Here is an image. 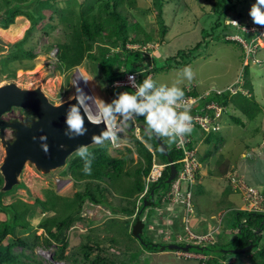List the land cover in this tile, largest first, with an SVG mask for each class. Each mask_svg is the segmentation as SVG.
I'll return each instance as SVG.
<instances>
[{"label": "rangeland", "instance_id": "1", "mask_svg": "<svg viewBox=\"0 0 264 264\" xmlns=\"http://www.w3.org/2000/svg\"><path fill=\"white\" fill-rule=\"evenodd\" d=\"M214 1L163 0L161 17L166 27V33L161 37V26L155 13L154 0H133L132 2L124 0L118 8L123 15L128 16L129 25L137 24L140 27L141 32L137 30L136 32L139 34L135 36L143 38L142 32H144L152 37V40L144 47L130 44L126 47L128 50L140 49L145 57L150 58L152 64L154 62L160 68H157L151 74L153 84H155V88L158 90L159 88H180L184 86L195 87L199 93L213 88L223 90L233 82L235 83V80L244 81L248 74L247 79L251 81L254 87L255 100H257L264 110V61H261L260 64L251 62L252 58L250 56L246 58L242 56L241 51H244V49L241 50L236 43L225 44L223 41H211L206 47H200V55L193 58L187 65L191 66L195 73V77L191 81H188L184 74V67H161V65H165V60H169L173 64L174 58L177 57L179 52L194 47L195 43L203 41V36L209 34L210 24L214 22L212 12ZM254 2L255 0H231L228 3V7H232V9L225 17V24H230V20H238L239 22L238 27L232 26L228 28V33L231 36H237L241 40L249 42L258 34L257 32L246 33L242 30L243 28L260 27L253 25L248 15L250 6ZM2 5L3 3L0 0V6ZM75 8L78 10L77 7ZM35 21H38V19ZM46 21L47 19L44 22L38 23L36 26L37 30L32 32L33 34L30 33L27 42L23 46L25 50H31L36 57L32 61L21 62L19 65H10V68L13 67L15 69L14 81L27 87L43 86L46 93L55 103L69 99L71 90L73 89L72 85L74 84L83 88L87 94L84 87V84H86L91 89L90 91L93 96L103 99L106 103H111L115 98V92L109 89L105 77H101L103 73L99 64L84 60L78 67L62 72L57 68L56 49L52 50L49 54L43 52L53 42L41 30ZM30 28L31 21L25 16L20 15L15 17L14 23L7 29L0 27V47L4 50L3 56L7 55L6 53L11 45L21 42L25 38ZM202 29L206 30V35H202ZM57 35H59V29L52 33V36ZM235 37H229V40ZM259 47L263 48L260 56H264V40L260 41ZM142 59L143 55H131L127 58V65L129 67L132 63L140 61L144 66L147 62ZM258 59L260 60V58ZM244 61L246 64H249V67L242 66ZM139 69L137 65L135 70ZM7 77V75L1 76L0 84L11 82ZM85 80H87V83H85ZM139 80V84L142 83L141 77H139ZM125 91L131 92L128 89ZM140 101V97H137V102ZM91 109L94 115V112L98 111L95 104L92 105ZM135 115L131 117L136 123H145L144 120L141 121L139 116ZM117 123L118 121L116 125ZM217 126L218 130L214 132L216 139L218 138L216 143L213 137H211V143L209 141L205 142L208 135L211 134L210 131H202L199 128H195L189 134L193 140L199 137V142L195 143V149L199 151V154L204 155L202 158L200 157V161L198 162L199 173L197 176L200 177V179L198 178L200 187L199 194L195 195L196 192L195 190L193 191L192 201L194 206L192 208L194 217L195 213L198 216L200 214L203 217L202 219L205 220L201 219L200 221L199 217V224L202 223L204 227L213 223V220L209 219L210 214L215 215L214 221L217 223L214 224V227L219 224L218 222L225 224V226L222 224L221 229L217 231L218 233L214 232L216 234L211 237L214 240L211 246H214V249H225L224 251H226L232 249L233 245L235 246L233 238L236 232H238V229L233 224H229V220L234 223L236 214L254 212L255 210L258 211L264 208V113L254 118L245 130H242L238 125L232 124L229 114L223 115L217 122ZM123 129L122 133L118 134L119 138L117 136V140L114 141V145L117 146L113 147L111 143H104L103 146L112 157H121L120 154H127L126 148H132L131 157L133 161L127 163V169L135 170L139 166L140 158L137 156L134 145H132V138L141 139V135L134 132L130 133L131 129ZM185 133L188 132H184V135ZM163 137L167 138L164 135ZM147 146L149 147V144ZM154 150L158 161L163 162L161 153L155 148ZM2 156L3 152L0 148V163ZM66 169L67 167L62 170ZM179 169L180 166H178ZM62 170L44 178L41 175L35 174L30 168H26L23 180L30 193V197L25 194L27 191H18L14 195L4 196L1 199L2 204L5 206L12 204V209L17 217L20 214L21 208L18 200L32 205L37 199L45 200V191L47 190L53 191L61 197L72 198L76 192L83 190V183L80 185L74 184L72 178L67 174H63ZM56 176L59 178L57 182L54 181ZM121 180L122 182L120 181L118 186L114 184L115 188L113 186L111 190L114 189L116 191H112L113 194L109 197L112 200L111 205L114 209L109 205H90L87 201L84 203L80 215L84 221L75 223L66 232L67 247L64 254L69 260L64 259L56 263L53 261V253L56 250L58 251V248L54 244L50 248L39 245L31 253L28 250H24L23 254L28 256V259L20 257L21 263L14 264H27L34 261H40L41 264H74L70 260L74 258L77 259L76 264H81L83 258L81 245L88 242L85 238L87 232H89L88 239H90L91 245L97 239L100 241L98 242V247L94 245L91 258L97 254H102L111 264H187V261L191 263L194 260H200L199 264H202L203 261L211 259V256L219 259L223 264H235L237 261L252 264L253 260L250 257L253 253H247L248 255L240 253L238 255L234 252H225L221 254L212 248L207 253L209 256L182 251H169L168 249L169 252H149L147 247H143L145 243H149L152 246L178 244L183 247L186 244L192 245L188 242H182V239L189 242L192 240L190 238L187 239L186 225L181 223L180 215H182V211L180 208H177L178 214L169 212L167 210L168 206L159 202L156 197V205L154 207H145L142 211L141 220L144 223L142 237L145 241H149L144 242L142 245L131 234L134 216L127 217L120 213L116 214L118 208L125 205L126 198H123L125 202L123 199L121 202V194H126L129 187L127 178H122ZM102 184L107 185L104 182ZM18 187L24 190L22 184ZM247 187L249 193L246 190ZM250 188H252L251 193ZM12 193L13 191L10 194ZM233 208L235 211H232ZM38 214L39 218L36 220L26 217L17 223L15 222L14 226H12L13 235H11V238L6 243L11 244L14 235L29 240L33 236L40 235L45 237L42 229L37 228V224L46 215L42 214L40 210H38ZM124 220H130L126 226L129 231H126L123 227ZM4 221H6V217L0 211V224ZM261 223L263 222L261 221ZM23 224H26L28 227H21ZM187 227L193 233L199 234V230L191 229V224L187 225ZM210 240L209 242H212ZM261 247H264V230L262 238L258 243V248ZM234 249H236V246L231 251H235ZM191 250L194 249L192 248ZM21 251V248L18 247L14 249L15 253H20ZM41 251L45 252V254L49 253L50 256L40 253Z\"/></svg>", "mask_w": 264, "mask_h": 264}, {"label": "trees", "instance_id": "2", "mask_svg": "<svg viewBox=\"0 0 264 264\" xmlns=\"http://www.w3.org/2000/svg\"><path fill=\"white\" fill-rule=\"evenodd\" d=\"M1 1L3 5L0 6V11L4 8H7L9 11L7 17L2 23H0L1 28L7 29L14 23L15 17L18 15L25 16L29 21H31V28L28 30V33L21 42L11 45L7 55L0 56V77L7 75L10 76L8 79H14L15 69H13V67L10 68V65H19L21 62L32 61L36 57L31 50L27 51L23 48V46L27 42L30 33L33 34L32 32L37 30L36 26L38 23L44 22L45 19H47V21L43 24L44 26L41 30L44 35L51 38L53 42L47 46L43 52L45 54H49L52 50H57V68L64 72L78 67L84 60L96 62L99 64L103 73L101 77H105V81L109 89L114 90L115 95L120 89L124 91L128 89L112 86L113 83L122 79L125 74L137 72L140 76L145 78L148 72H155V70L159 68L154 62L152 64L150 58L147 56L145 57L144 53L140 49H127L126 46L128 44L144 47L152 40V37L144 32H142L143 38L135 36L139 34L136 32L137 30L141 32L140 27L137 24L129 25L128 16L123 15L118 8L124 0H40L35 7L34 13L18 11L15 8L10 9L13 2L18 1L16 3H24L27 0ZM129 1L132 2L133 0ZM230 1L231 0H215L212 7L214 22L210 24L209 34L207 36H203V41L195 43L194 47L186 49V51L184 50L183 52H179L177 57L174 58L173 64H171L169 60H165V65H161V67L166 66L167 68H181L187 66L193 58L200 55L199 48L204 46L206 47L211 41H223L225 44H237V42L226 40V37L230 36L228 28L232 27L230 24H225V17L232 9V7H228V3ZM131 2L129 3L131 4ZM162 4L163 0H154L153 3L155 13L158 17V23L161 26V37H163L166 33V27L164 26L161 17ZM75 7H77L78 10H76ZM36 19H38V21H35ZM57 29H59V35L52 36V33ZM201 32L202 35L207 34L204 29H202ZM132 34L134 35L132 36ZM201 44H203V46H201ZM237 46L240 47L239 44H237ZM94 49H96L95 52ZM262 50L263 48L257 46L247 55L252 58L251 62L260 64L261 61H264V56H260V52ZM131 55H143L142 60L147 63L143 66L140 61L134 62L128 67L127 58ZM180 57L182 58L179 60ZM258 58H260V60ZM137 65L140 68L139 70H135ZM242 66L249 67V64ZM149 68L151 69L149 70ZM143 69H146L148 72L143 74L141 72ZM247 76L248 74L246 75L244 81L235 80V85H228L229 89L224 90L221 95L213 94L208 99L204 98L198 101L192 107V113L214 118L215 111L207 108V106L213 102L219 107H222L220 118H222L223 115L229 114L230 122L234 125L240 126L242 130H245L247 125L250 124L254 118L259 116V114L262 115L264 113L263 108L258 104L257 100H255L256 95L254 93V87L251 81L247 79ZM177 89H180L185 93V87ZM231 89L238 90L235 93H232L230 92ZM184 96L196 97L198 96V93L193 87L190 88L189 92L185 93ZM131 114L139 116L141 121L143 119L145 120L146 114H137L135 112H132ZM126 124L128 127L126 129L130 130L132 122H126ZM141 125L146 126L147 124L141 122ZM195 128H199L202 131L204 130L200 126H196ZM209 130L210 129L204 131ZM214 132L215 131L210 130L211 134H209L210 136L208 135L205 140L206 143L208 141L211 143V137L215 138V143L218 141ZM130 133H132V131ZM139 134L141 135V139L135 137L132 138V145H134L137 156L140 158L139 166L136 167L135 170L127 169V163H131L133 161L131 157L133 152L132 148H126L127 154H120L121 157H112L102 145L90 151L84 159L81 157L72 159L63 174L69 175L74 181V184L80 185L83 183V190L76 192L72 198L61 197L56 195L53 191L47 190L45 191V200L37 199L32 205L18 200L21 204V208L19 211L20 214L16 217V214L12 209V204L10 206L2 204L1 199L5 195H1L0 211L4 213L6 221L0 224V264L21 263L20 257H26L28 259V256L23 254L24 250H28L31 253L39 245L50 247L53 244L58 248V251L54 253V260H69V258H67L64 254L67 247L66 232L68 229L73 227L75 223L84 221L83 217L80 216L84 203L87 201L90 205L104 204L112 207V200L109 197L113 194L112 191L116 190L111 189L114 184L118 186L120 184L119 182H122V178L128 179L127 182L129 183V187L127 188L126 194L120 193L122 195L121 202L123 198H126V202L123 199L125 205L118 208L116 214L120 213L127 217H132L134 215L137 216L141 208L138 207L137 200L138 196L143 192L145 187L144 178L149 173L153 158L155 157V159H157L154 148L161 153L152 136L142 130ZM158 135L166 146L171 160H180L182 157V151L175 148V144L178 140L176 135L170 133L168 135H164L167 136V138H164L163 134ZM184 136L190 140L189 145L191 146L194 145L195 147V143L199 142L197 139L193 140L192 137H189L188 133H185ZM148 144L149 147L147 146ZM201 156L203 157L204 155ZM161 157L164 160L163 162L167 161L162 153ZM85 160H91L90 174H85L84 172ZM178 166H180V164L175 165L176 168H178ZM168 175L169 169L167 168L161 179L149 187L144 198H148L151 190H154L153 195L157 197L159 202H161L160 200L163 196L162 193L169 190L170 184L158 185L160 182L164 181ZM102 182L106 183L108 186L103 185ZM194 190L196 192L195 195L197 193L199 194V187L197 189L194 188L193 191ZM112 209L114 208L112 207ZM9 210L14 215V220L11 224H7V211ZM38 210H40L42 214L46 215L37 224V228L42 229L45 237L40 235L33 236V238L29 240L27 238L14 235L13 242L11 244L6 243L11 238V235H13V224L25 219L26 217L32 218L33 220L38 219L40 214H38ZM136 216L133 218L134 220ZM141 217L142 213L139 217L140 222H142ZM261 221L263 223H261ZM129 222L130 220L123 221V227L126 231H129L126 227ZM233 226L235 228L240 226V232H236L233 238L236 248H244L249 244H252L253 249L248 252V254L253 253L250 257L253 260L252 264H264V247L258 248V243L262 238L261 234L264 230V214L259 212L244 214L238 213L235 215V222L233 223ZM21 227L28 226L23 224ZM143 229L144 223H142L141 231L138 233L139 238H137L131 230L132 236L138 239L142 245L144 242H149L145 241L142 237ZM257 230L259 234L255 233ZM85 235L88 242L81 245V248L83 249L81 264H111V262L107 261L102 256V254H97L91 258L94 251V245L98 247V242L100 241L97 239V241H94L95 243H92L93 245H91L89 242L90 239H88L89 232ZM235 246L233 245L232 249L235 248ZM17 247L21 248L22 251L20 253L14 252V249ZM143 247H147L148 251L151 253L170 251L167 249L163 250L161 245L152 246L149 243H145ZM193 249L194 250H189V252L199 254L195 248ZM248 254L246 253V255ZM203 255L209 254L203 253ZM70 260L74 264L77 263V259L75 258ZM27 264H41V262L34 261ZM202 264L223 263L219 259L211 256V259L203 261ZM235 264H241V261H237Z\"/></svg>", "mask_w": 264, "mask_h": 264}, {"label": "water", "instance_id": "3", "mask_svg": "<svg viewBox=\"0 0 264 264\" xmlns=\"http://www.w3.org/2000/svg\"><path fill=\"white\" fill-rule=\"evenodd\" d=\"M39 1L29 0L24 3H14L10 6V9L15 8L18 11L34 13ZM8 12L7 8L0 11V23L7 17ZM3 52V48L0 47V56H3ZM8 53L9 50L6 54ZM9 80L11 82L0 84V148L3 152L0 163V196L14 195L18 191H27L25 194L30 197V193L23 180L26 168H30L35 174L41 175L44 178L52 173L56 174L58 171L66 168L72 159L78 157L75 153L79 145H87L90 148L89 151L102 146L103 144L97 145L92 143L91 136L93 133L99 135L101 131L106 130V125L104 123L98 126L92 125L85 118V124L88 128L87 134L75 139H69L64 135L66 109L70 104H75V100L67 99L63 102L55 103L41 85L27 87L16 83L14 81L15 78ZM72 86L71 95L75 92L76 84ZM119 92H124V90L120 89L118 90ZM81 113L83 114V110H81ZM176 114L179 116L177 112ZM93 116L97 115L93 114ZM127 121L132 122L133 120L131 117L126 120L123 115H119L116 126L121 125L124 128H128ZM26 122L31 123V127H27ZM146 126L141 125V123L137 124V128L140 131L142 130L154 138L162 155L170 162L171 158L162 139L157 137L158 133H156L155 129L151 128L148 124ZM133 128L135 127L132 122L131 130ZM41 136L47 137L48 154H45L41 148V141L39 139ZM33 137L36 139L34 140ZM108 141L109 138L104 143ZM60 145H64V148L61 149ZM169 171V176L160 182L158 186L162 184L168 185L174 179L176 174L175 167L171 166ZM57 177L54 178L56 182L59 179ZM21 184L24 190L18 187ZM12 191L13 193L10 194ZM153 194L154 190H151L149 197L142 200L141 208L134 220L132 232L137 238H139L138 233L142 228V222H140L139 218L140 214L145 207L156 205V202H152ZM7 213V224H11L14 220V215L10 210ZM161 248L163 250L168 249L182 252H189V250L195 248L199 253H209L211 251L210 248L214 249L215 247L194 246L190 244L181 247L178 244H170L165 247L161 246ZM252 249L253 245L249 244L244 248H236L234 249L235 251H231L232 249L224 251L225 249L218 248L214 250L221 254L225 252L246 254Z\"/></svg>", "mask_w": 264, "mask_h": 264}, {"label": "clouds", "instance_id": "4", "mask_svg": "<svg viewBox=\"0 0 264 264\" xmlns=\"http://www.w3.org/2000/svg\"><path fill=\"white\" fill-rule=\"evenodd\" d=\"M248 15L250 16L253 25L260 26V27L249 28L250 30L243 28L242 30H244L246 33L257 32L258 34L255 37H253L249 42H245L237 36L235 37V36L230 35V36L226 37V40H229V37L230 38L235 37L234 39H231L230 41L237 42V44L240 45L241 50L244 49V51H241V53L243 54L242 56H244L245 58L254 48H256L257 46L259 47L260 41L262 42L264 40V30L263 31L261 30L262 28L264 29V0H255V2L252 3L250 6ZM229 22H230L231 26H236V27L239 26L238 20H236V21L230 20ZM56 53H57V50H56ZM243 65L244 66L247 65L245 61L243 62ZM150 69L151 68H149V70ZM183 70H184V74L186 75L188 81H191L194 79L195 73L193 72L191 66H185L183 68ZM141 72L144 74L148 71L146 69H143ZM128 74H132L128 77V82H129V86L134 88L135 91L133 92L131 90V92H126V91L119 92L115 95V98L111 101V103H106L103 99H101L97 96L86 94L84 92V89L76 84L75 92L69 97V100H75L76 103L70 104L69 107L66 109V117H65L66 128L64 131V135L67 136L69 139H75L76 137H81V136L86 135L88 132V128L85 124V118H86V120L92 125L98 126L101 123H104L106 125V130L101 131V133L99 135H97L95 133L92 134V136H91V142L92 143L97 144V145H102V144H104V141L110 137L113 141H116L118 134L115 135V133L113 132V128L117 127L116 122L118 121L119 115H123L125 117V119L127 120V119H129V117L132 116V114H131L132 112H135L137 114H146L145 115V123L148 124L151 128L155 129L156 133H158V134L168 135L169 130L174 129L176 132L182 133L183 136H184V132H188V135H189V134H191L193 129H195L196 126H199V125H195V127H193V123H192L193 116L198 115V114L192 113V107L201 99H204V98L208 99L213 94L214 95H221L224 92V90L229 89V86H227L223 90L213 88V89L206 90L202 93H199L197 91L198 96H196V97L184 96L185 93L189 92L191 87L184 86L185 87V93H184V91L177 89L176 87H172L170 89L169 88H165V89L161 88L158 90L157 88H155V84H153L152 77H151V74H152L151 71L147 73L145 78L143 76H140V74L137 72L127 73L124 75V77L122 79H120L118 81L123 80ZM135 75L137 76V84L135 83ZM139 77L142 78V83H140V84H139V82H140ZM85 83H87V80H85ZM114 87H122V85L117 82L114 85ZM122 88H126V87H122ZM149 89H151V91L152 90H156V91H154L150 95ZM237 90L238 89H231L230 92L235 93ZM137 97H143L144 99H142L140 102H137ZM183 98H194V99H196V101L193 104H191V106L186 110H181V111L173 110L172 105L175 103V100H179V99H183ZM88 101H91L92 104H95V106L98 108L99 114L97 116H93L92 111H91L92 104H89ZM212 103L213 102H211L210 104H212ZM215 106L217 108H219L220 110H222V107H219L216 104H215ZM81 110H83V114L81 113ZM176 112L179 114V116H177ZM215 113H216V111L214 112V118H215ZM220 116H221V111H220L219 117L212 121V123L208 129H210L212 131L218 130L217 122L221 119ZM132 120H133V118H132ZM185 121H189L190 126L186 125L184 123ZM132 122H133L134 127H135L131 130L132 133L133 132L135 134L140 133V130L137 128L138 123H136L134 120ZM26 126L31 127V123L26 122ZM119 126H121V125H119ZM121 127H122V130H124L123 129L124 127L123 126H121ZM135 129H137V131ZM157 137H160V136L157 135ZM189 137H191V136L189 135ZM118 138H119V136H118ZM33 139L35 140L36 138L33 137ZM39 139L41 141L42 150L45 152V154H48L49 149H48V145L46 143L47 137L41 136V137H39ZM107 143H110V140ZM193 147H194V145H193ZM60 148L63 149L64 145H60ZM88 153H89V150H88L87 145L81 144L76 149V154L78 156H80L82 159H84V157ZM197 158H198V162H199L200 156H198V151H197ZM157 161H158V159H157ZM177 161H179V160H177ZM166 162H168V161H166ZM166 162H159V163H166ZM168 169H170V168H168ZM175 169H176V174H177L178 168L175 167ZM198 170H199V167L196 171V181L193 184V186L191 187V189L187 190L186 184L184 182L180 183L182 194L186 195L187 193H190V206H191L192 212L189 215V221L187 223L184 220L185 215H186L185 214V208L179 204L173 205L169 201L166 200L165 196L169 190L165 193L161 192L163 194V196L161 197L160 201L162 204H166L168 206L167 210L172 209L169 212H172V213L174 212V214H178V212L176 211L177 208L181 209V211H182V215H180L181 223L182 224L184 223L186 225L185 231L187 232L186 233L187 239L189 238V233H192L195 236H206L207 234H209V236H210L209 240L211 239L210 241H212V242H209V241L205 242L204 241L202 243H198V245L199 246H211L212 243L214 242V240H212V238H211L212 237L211 235L214 232H209L206 234L199 235V234L193 233L187 227V225L190 224L192 218L196 217V213H195V217H194V212H193V208H192V206H194V205H193L192 199H193V189L199 184V180H198L199 177L197 176V174L199 173ZM84 172H85V174L91 173V160H85ZM169 173H170V171H169ZM176 174H175V177H176ZM175 177H174V179H175ZM174 179L171 181L170 186L174 182ZM183 184H184V186H183ZM169 189H170V187H169ZM246 190H247V192L249 191L248 187ZM251 192H252V188H250V193ZM139 196H138L137 204H138V207H141L142 200L144 199V197L141 200H139ZM155 200H156V196H153L152 202L155 203ZM151 207H154V206H151ZM255 212H259V213L264 214V208H262V210H258V211L255 210L254 212L250 211L248 213H255ZM135 216L136 215H134V217ZM142 223H143V221H142ZM237 228L239 229L238 231L240 232V226L236 227V229ZM191 229H193V228H191ZM255 233L259 234L258 230ZM183 241L191 243L192 245H194L193 243L197 244L196 241H194V240H190V242H189L188 240L185 241L184 239H182V242ZM207 244H209V245H207ZM198 245H194V246H198ZM212 247H214V246H212ZM193 254H195V253H193ZM199 254L203 255V253H199ZM53 261L59 262V261H55V260H53Z\"/></svg>", "mask_w": 264, "mask_h": 264}, {"label": "built area", "instance_id": "5", "mask_svg": "<svg viewBox=\"0 0 264 264\" xmlns=\"http://www.w3.org/2000/svg\"><path fill=\"white\" fill-rule=\"evenodd\" d=\"M261 30L263 31L264 29L262 28ZM130 75H132V74H128L123 80L117 81V82L119 84H121L122 87H126V88H128L134 92L135 89L130 87L129 82H128V77ZM117 82H115L112 86L114 87V85ZM135 83L137 84V76L136 75H135ZM122 87H117V88H122ZM149 90H150L149 91L150 95L154 91H156V90L151 91V89H149ZM142 99H144V98L140 97V100H142ZM195 101H196V99H194V98H183V99L175 100V103L172 105V108H173V110H176V111L186 110ZM207 108L208 109H214L216 111L215 118H209L207 116L195 115V116H193V121H192L193 127H195V125H199L201 128L208 130L212 121L219 117L221 110L219 108H217L214 103L208 105ZM91 111H92V109H91ZM94 113H95V115H98L99 111L94 112ZM184 123L186 125L190 126L189 121H185ZM135 130L137 131V129H135ZM113 132L115 133V135L121 134L122 133V127L119 125L117 127H114ZM169 133L176 135L178 140L175 144V148L177 150L182 151V158L179 161H170V162H166V163H159L157 161V159H155V157H154L152 160L151 166H150L149 173L144 178L145 187H144V191L139 196V200H141L144 197V195L147 193V191L149 189V185L157 182L162 177L164 171L167 168H170L171 166H175L177 164H180V169L177 170V174H176V177L174 179V182L171 184L170 189H169L168 193L166 194L165 198L171 204H173V205L179 204L185 208V214L186 215H185L184 220L187 223L189 221V215L192 212L191 206H190V193L183 195L181 192L180 183L184 182L186 184L187 190L191 189V187L195 183L196 171L199 167L198 158H197V151L193 146L189 145L190 140L188 138L184 137L182 135V133H178L174 129H170ZM109 140H110V143L113 144V147L117 146V145H114V141L111 139V137L109 138ZM209 237H210L209 234H207L206 236H195L192 233H189V238L196 241L197 244L202 243L204 241L205 242L209 241ZM50 247H47V248H50ZM40 253L45 254V252H43V251H41ZM45 255L50 256L49 253H47ZM56 263H58V262H56Z\"/></svg>", "mask_w": 264, "mask_h": 264}, {"label": "crops", "instance_id": "6", "mask_svg": "<svg viewBox=\"0 0 264 264\" xmlns=\"http://www.w3.org/2000/svg\"><path fill=\"white\" fill-rule=\"evenodd\" d=\"M234 83V82H233ZM194 138V137H193ZM195 139H197V140H199V137L198 138H195ZM201 155H203V154H199V151H198V156H200L201 158H202V156ZM241 176V175H240ZM199 179H200V177H199ZM197 188L198 187H200L199 186V184L196 186ZM196 187H195V189H196ZM172 209H169L168 211H171ZM232 211H235V209L233 208V210ZM228 212V211H227ZM174 213V212H173ZM197 217V218H196ZM196 217L195 218H192V222H190V224H191V227L193 228V226H194V230L195 229H197V230H199V235H202V234H206V233H209V232H217V231H219L220 229H221V227H222V224L225 226V224L222 222V223H220V222H218L219 224L216 226V227H214V224H216L217 222L216 221H214V219H215V215L213 216V214H210V217H209V219L210 220H213V223H211V225H207V227L205 226H203L202 225V223L201 224H199V217H200V221H201V219L203 218L200 214H199V216H198V214L196 215ZM203 220V219H202ZM207 220V219H206ZM203 221H205V220H203ZM202 221V222H203ZM229 224H233V221H230L229 220ZM228 224V225H229ZM203 228H204V230H203ZM218 233V232H217ZM216 233H213L211 236H213V235H215ZM220 239H224V238H220ZM199 262H201L200 260H194V261H192L191 263L190 262H186L187 264H199ZM247 262H243V263H241V264H246ZM232 264V263H231Z\"/></svg>", "mask_w": 264, "mask_h": 264}, {"label": "bare ground", "instance_id": "7", "mask_svg": "<svg viewBox=\"0 0 264 264\" xmlns=\"http://www.w3.org/2000/svg\"><path fill=\"white\" fill-rule=\"evenodd\" d=\"M83 83H84V81H83ZM79 84V83H78ZM84 87L86 88V91H87V94H90V95H92V92L90 91L91 89L90 88H88V86L86 85V84H84ZM88 103L89 104H92V102L91 101H88ZM93 105V104H92Z\"/></svg>", "mask_w": 264, "mask_h": 264}, {"label": "flooded vegetation", "instance_id": "8", "mask_svg": "<svg viewBox=\"0 0 264 264\" xmlns=\"http://www.w3.org/2000/svg\"><path fill=\"white\" fill-rule=\"evenodd\" d=\"M7 78H10V76H8ZM15 78V77H14Z\"/></svg>", "mask_w": 264, "mask_h": 264}]
</instances>
